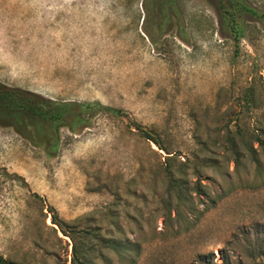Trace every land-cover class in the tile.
<instances>
[{
    "label": "rangeland",
    "instance_id": "374dc122",
    "mask_svg": "<svg viewBox=\"0 0 264 264\" xmlns=\"http://www.w3.org/2000/svg\"><path fill=\"white\" fill-rule=\"evenodd\" d=\"M247 1L264 13V0ZM176 9L167 42L152 44L143 17L151 31L155 22L139 3L0 0V83L123 113L61 129L53 157L0 126L2 259L264 264V153L256 168L247 157L235 165L227 149L264 115V26L248 18L236 42L215 0Z\"/></svg>",
    "mask_w": 264,
    "mask_h": 264
},
{
    "label": "trees",
    "instance_id": "16d2710c",
    "mask_svg": "<svg viewBox=\"0 0 264 264\" xmlns=\"http://www.w3.org/2000/svg\"><path fill=\"white\" fill-rule=\"evenodd\" d=\"M130 6L139 3L146 15H150L155 22L153 31L147 29V17H143L145 37L152 44H156L159 39L167 42L169 33L172 32V20L177 13V0H124ZM219 15L225 29L232 39L238 42L246 36L245 22L248 18L259 21L264 26V13L258 11L247 0H215ZM123 3V0H117V5ZM137 12V9L135 10ZM136 17V15H135ZM140 21V16H137ZM134 24V20L128 22V29ZM179 29V28H178ZM180 32L183 29H179ZM141 37L140 35H138ZM141 39H143L141 37ZM246 112L249 113L247 106L252 102L248 95H245ZM248 109V110H247ZM106 113L110 117H119L123 113L116 108L103 106L99 103H75L62 100H54L44 97L38 93L22 89L19 87H9L0 83V126L12 128L20 137L28 141L34 147L41 148L47 157H53L60 146V130L68 129L71 133L78 132V126L87 127L92 113ZM250 114V113H249ZM136 128H140L135 125ZM249 127L240 126V142L234 138L228 137L227 149L234 156L232 162L235 165L240 160L242 165L245 157L260 168L259 155L264 153V115L262 121L253 119ZM145 139L152 142L159 150L165 151L160 142L148 131L140 129ZM196 144L201 147L205 142L196 137ZM240 144V150H239ZM169 154V153H166ZM167 161L169 158L166 157ZM193 159L205 163V157L194 153ZM170 182L172 186L181 190L183 181L180 178L173 177L170 172ZM52 224L57 226L64 236V222L58 219L57 215L52 214ZM69 234V233H68ZM0 264H12L0 257Z\"/></svg>",
    "mask_w": 264,
    "mask_h": 264
}]
</instances>
